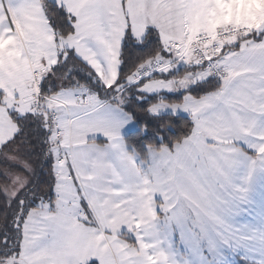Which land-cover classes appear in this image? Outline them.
<instances>
[{
    "label": "snow or ice",
    "instance_id": "6c2138e0",
    "mask_svg": "<svg viewBox=\"0 0 264 264\" xmlns=\"http://www.w3.org/2000/svg\"><path fill=\"white\" fill-rule=\"evenodd\" d=\"M237 2L0 0V264H264V18L224 30Z\"/></svg>",
    "mask_w": 264,
    "mask_h": 264
},
{
    "label": "rangeland",
    "instance_id": "374dc122",
    "mask_svg": "<svg viewBox=\"0 0 264 264\" xmlns=\"http://www.w3.org/2000/svg\"><path fill=\"white\" fill-rule=\"evenodd\" d=\"M256 17L264 18V0H238L236 4L228 8L227 16H222L217 23L224 30L234 32L236 27L251 23ZM229 24L232 25V29L227 27ZM214 27L213 25V30ZM243 174L244 170L241 169L239 175L243 176ZM246 203L252 210L246 218L247 222L255 225L254 230H264V213L261 211L264 208V178L252 185L250 200Z\"/></svg>",
    "mask_w": 264,
    "mask_h": 264
},
{
    "label": "trees",
    "instance_id": "16d2710c",
    "mask_svg": "<svg viewBox=\"0 0 264 264\" xmlns=\"http://www.w3.org/2000/svg\"><path fill=\"white\" fill-rule=\"evenodd\" d=\"M184 119L186 120L187 117H184ZM167 123H171V121H168ZM173 134L175 135H179V132L176 131V129H173ZM127 137V136H126Z\"/></svg>",
    "mask_w": 264,
    "mask_h": 264
},
{
    "label": "crops",
    "instance_id": "0c3cea01",
    "mask_svg": "<svg viewBox=\"0 0 264 264\" xmlns=\"http://www.w3.org/2000/svg\"><path fill=\"white\" fill-rule=\"evenodd\" d=\"M130 130H131V126H129V128H126V129H125V131H126V132H124L125 136L128 135L127 133H128Z\"/></svg>",
    "mask_w": 264,
    "mask_h": 264
},
{
    "label": "built area",
    "instance_id": "2783aa9c",
    "mask_svg": "<svg viewBox=\"0 0 264 264\" xmlns=\"http://www.w3.org/2000/svg\"><path fill=\"white\" fill-rule=\"evenodd\" d=\"M228 31H231V32H233V30H228Z\"/></svg>",
    "mask_w": 264,
    "mask_h": 264
}]
</instances>
